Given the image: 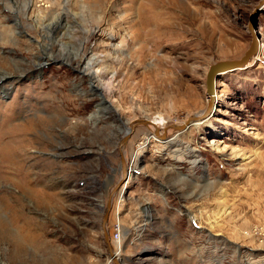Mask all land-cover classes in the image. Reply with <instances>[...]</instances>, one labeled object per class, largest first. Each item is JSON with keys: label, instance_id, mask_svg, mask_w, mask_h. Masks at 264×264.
Listing matches in <instances>:
<instances>
[{"label": "rangeland", "instance_id": "obj_1", "mask_svg": "<svg viewBox=\"0 0 264 264\" xmlns=\"http://www.w3.org/2000/svg\"><path fill=\"white\" fill-rule=\"evenodd\" d=\"M26 1L0 0V264H115L145 120L122 264H263L264 0Z\"/></svg>", "mask_w": 264, "mask_h": 264}, {"label": "bare ground", "instance_id": "obj_2", "mask_svg": "<svg viewBox=\"0 0 264 264\" xmlns=\"http://www.w3.org/2000/svg\"><path fill=\"white\" fill-rule=\"evenodd\" d=\"M15 5V4H14ZM16 6V5H15ZM53 6H54V4H51L50 3V1L49 0H42L41 2H39V1H34V0H27L26 1V3H25V10H33V12H35L36 14H35V16L34 17H32L33 18V20H34V22L38 25H40L45 19H46V16L44 15V13H46V10H47V12H52L53 11ZM147 15V14H146ZM149 15V14H148ZM157 19V16H156V14H153L152 15V17H151V21L149 20H142L141 22H140V24H141V26L142 27H146V26H149L150 24H154V22H155V20ZM41 26V25H40ZM144 29V28H143ZM7 30V29H6ZM12 30H14L13 28H12ZM15 31V30H14ZM11 33V32H10ZM138 35V34H137ZM255 35V34H254ZM164 36V35H163ZM162 36V37H163ZM166 36V38H165V40L166 39H169V38H171V36L170 35H168V34H166L165 35ZM135 37H137V36H135ZM135 37L134 38H132V40H131V42H129L128 44H132V43H134L135 42ZM256 37V36H255ZM127 41H126V39H123V43L125 44ZM157 43V42H156ZM127 45V44H126ZM125 46V45H124ZM262 53H263V46L261 45V43H260V45H259V43L257 42V45H256V47L253 49V51L250 53V55L248 56V58H247V62H246V64L244 65V67L243 68H246V67H248L250 64L251 65H254V64H257V62L259 61V60H261L262 58H261V55H262ZM258 55V56H257ZM96 63V62H95ZM96 68V67H95ZM99 71V70H98ZM98 71H96V72H94V73H92L93 75H95L100 81V83L101 84H99L98 86H97V91H98V93H99V96L101 97V101H102V104H100V106H102V105H107L109 102L107 101V98H106V95L107 94H110L111 92H112V84H110V82L109 83H106L105 81H106V79H104V77H102V76H100V75H98ZM109 71V70H108ZM215 78V77H214ZM3 80H8V74L7 73H5V72H1V77H0V83H1V81H3ZM113 80V79H112ZM5 82V81H4ZM5 84V83H4ZM215 87L216 86H214L213 85V94H216V92H215ZM100 110V109H99ZM198 119H196L195 120V124H194V126H199L201 123H199V122H202L204 119H202L201 117H203V116H201V115H198V116H196ZM140 124V122H137L136 124H134L135 126H137V125H139ZM152 125H154V124H152ZM155 126V125H154ZM134 127V126H133ZM151 129L153 130L154 128L153 127H151ZM130 131V130H129ZM129 131H128V133H129ZM134 131V130H133ZM127 133V134H128ZM127 134H126V136H127ZM157 134V133H156ZM131 136V135H130ZM171 136H173V137H175V135H171V132H169L168 133V137L166 138V140H163V141H161V143H163V144H165V146H171L172 145V141H173V139H171L172 137ZM141 138V137H140ZM160 138L162 139L163 137L160 135ZM137 139H139V137H137ZM151 140V137H148L147 138V140L144 142V143H140V145H142L141 147H140V150H142V149H144L145 147H146V145L148 144V142ZM125 148L126 147H124L123 148V152L125 153ZM138 156V153H136L135 154V156ZM124 158H125V154H124ZM128 168H129V166H128ZM131 169V168H130ZM132 169H131V171H130V173H129V175H130V177L132 176ZM123 188V187H122ZM194 220H195V218H194ZM115 243H114V245L116 246V258L119 260V261H121L122 262V260H123V248H124V246L126 245L125 243H126V239L125 238H120V239H117V241H114ZM245 263V262H244ZM251 262L249 261V262H247L246 264H250ZM264 264V263H263Z\"/></svg>", "mask_w": 264, "mask_h": 264}, {"label": "water", "instance_id": "obj_3", "mask_svg": "<svg viewBox=\"0 0 264 264\" xmlns=\"http://www.w3.org/2000/svg\"><path fill=\"white\" fill-rule=\"evenodd\" d=\"M255 47H256V42H254L251 51L246 54V56H245V58L243 59L242 62L222 63V64H219V65H217V66H215V67H213L211 69V72L209 73V93H210L211 96H214L213 95V90H212L213 89V85H214L213 82L215 80L214 77H216V75L220 72V70H222L224 68L225 69L226 68H234V67H240L242 65H245L246 62H247L248 56L250 55V53L253 51V49ZM214 99H215V97H212V101ZM203 116L205 117V114H203ZM204 117H201V118L204 119ZM196 119H198L196 116H192V117L189 118L187 123H185L183 126H173V128L178 129L180 131L181 130L182 131L186 130L190 125H192L195 122ZM140 123H147V121L146 120L145 121H140ZM151 124L155 125V123H152V122H151ZM135 127L136 126L134 125V127L129 131L127 136L120 142V150H121V154H122V159L121 160H122V171H123V174H122L121 180L116 184V186L114 187V189L111 191V193L109 195L107 207H106V210L104 212L103 219H102V229H103V232H104L105 241H106V244H107L109 255H110L112 261L115 264H122V262L119 261L116 258L115 251L112 248L111 241H110V238H109V233H108V222H109L110 214H111L112 209H113V199H114L117 191L119 190V188L122 186V184L127 182V179H129V177H130L129 173H130L131 169L128 168L127 161L124 158L123 148L126 147L127 141L129 140V137L132 134V132H133ZM156 135L160 138L161 134H160L159 131H157ZM162 135H163L162 140H166V134H162Z\"/></svg>", "mask_w": 264, "mask_h": 264}]
</instances>
